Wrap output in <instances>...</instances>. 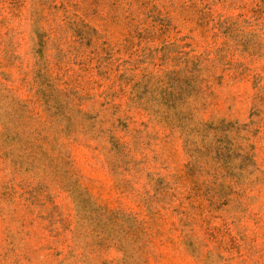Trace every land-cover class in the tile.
Returning a JSON list of instances; mask_svg holds the SVG:
<instances>
[{
    "label": "rangeland",
    "instance_id": "obj_1",
    "mask_svg": "<svg viewBox=\"0 0 264 264\" xmlns=\"http://www.w3.org/2000/svg\"><path fill=\"white\" fill-rule=\"evenodd\" d=\"M0 264H264V0H0Z\"/></svg>",
    "mask_w": 264,
    "mask_h": 264
},
{
    "label": "trees",
    "instance_id": "obj_2",
    "mask_svg": "<svg viewBox=\"0 0 264 264\" xmlns=\"http://www.w3.org/2000/svg\"><path fill=\"white\" fill-rule=\"evenodd\" d=\"M190 115L191 114L188 113L187 118L190 117ZM211 131L214 135H213L212 140L208 143V146H209V148H211V152L214 155V159H215L216 163L218 161H222L221 153L226 148L225 145H229V144L224 145V143H223V138H222L223 132H226L229 135H233L241 141L244 140V138L240 135L241 132H243V130L239 127L235 128L229 124L224 125L223 122H220V127L213 128V126H211V124H209V123H199L198 126L187 128V153H189V155L191 157H193L194 160L201 159L200 158L201 154H202L201 151H203L204 149L201 146L197 147L196 145H193L189 136L192 134H195L197 136L199 135L201 137V141H202L205 138V134L207 135V133H209ZM199 145H200V143H199ZM237 150L242 151L240 146L237 147ZM237 157L240 158L242 156L239 153L237 155ZM244 158L246 159L247 156L245 155ZM225 160H227V159H225Z\"/></svg>",
    "mask_w": 264,
    "mask_h": 264
}]
</instances>
